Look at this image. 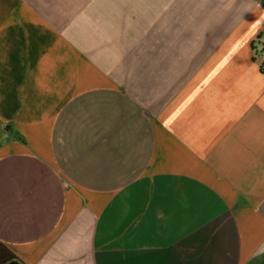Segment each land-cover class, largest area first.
Listing matches in <instances>:
<instances>
[{
    "label": "crops",
    "instance_id": "0c3cea01",
    "mask_svg": "<svg viewBox=\"0 0 264 264\" xmlns=\"http://www.w3.org/2000/svg\"><path fill=\"white\" fill-rule=\"evenodd\" d=\"M0 244L264 264V0H0Z\"/></svg>",
    "mask_w": 264,
    "mask_h": 264
},
{
    "label": "trees",
    "instance_id": "16d2710c",
    "mask_svg": "<svg viewBox=\"0 0 264 264\" xmlns=\"http://www.w3.org/2000/svg\"><path fill=\"white\" fill-rule=\"evenodd\" d=\"M0 264H15L14 261L9 260L6 258V255L4 254V248L0 244Z\"/></svg>",
    "mask_w": 264,
    "mask_h": 264
}]
</instances>
